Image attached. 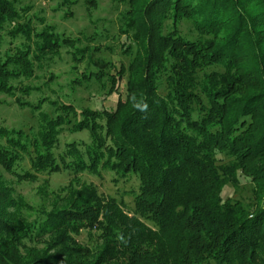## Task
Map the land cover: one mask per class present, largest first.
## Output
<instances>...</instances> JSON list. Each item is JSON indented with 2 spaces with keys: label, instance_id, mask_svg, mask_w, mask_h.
<instances>
[{
  "label": "trees",
  "instance_id": "trees-1",
  "mask_svg": "<svg viewBox=\"0 0 264 264\" xmlns=\"http://www.w3.org/2000/svg\"><path fill=\"white\" fill-rule=\"evenodd\" d=\"M255 1L151 0L135 12L131 24L139 51L128 66L126 98L111 111L82 110L78 125L90 128L92 139L82 146L69 143L68 152L59 156L54 150L58 120L63 124L70 118L45 117L39 140L46 149L37 148L32 159L36 170L50 163V170L63 166L75 173L134 174L139 182L134 211L127 212L123 202L100 196L90 186L52 219L18 227L10 222L16 201L1 184L0 264H78L46 256L24 260L21 251L29 250L27 245L43 233L56 234L64 243L68 234L82 229L102 232L104 239L92 262L84 264H264V206L250 214L239 203L222 202L226 182L236 180L237 173L254 179L264 175V81L260 92L247 98L229 97L230 87L200 90L196 82L200 64L218 61L237 67L243 77H264V34L248 8ZM16 4L0 0V25L18 17ZM173 4L178 16L222 34L223 43L195 45L162 35L157 20L165 18ZM45 41L56 45L54 38ZM167 51L176 64L161 95L156 80ZM28 61V51L0 61V93H14L12 81L32 76ZM124 71L122 67L119 78ZM60 107L63 112L74 109ZM0 137L19 148L31 142L42 146L23 130H0ZM6 152L0 146V164L11 170Z\"/></svg>",
  "mask_w": 264,
  "mask_h": 264
},
{
  "label": "rangeland",
  "instance_id": "rangeland-1",
  "mask_svg": "<svg viewBox=\"0 0 264 264\" xmlns=\"http://www.w3.org/2000/svg\"><path fill=\"white\" fill-rule=\"evenodd\" d=\"M149 2L151 0H17L18 17H9L0 25V61L28 51L33 73L12 81L16 87L14 93H0V130H23L31 141L39 140L45 125L41 121L45 117L63 115L70 118L71 123L65 119L60 124L58 120L60 133L54 149L57 156L68 152L69 143L77 146L89 143L93 134L90 128L78 125L82 119L80 112L87 108L111 111L120 99L126 98L128 66L139 51L131 21L135 12ZM248 8L257 16L256 23L264 34V1L257 0ZM156 24L162 35L195 45H217L224 41L222 34L202 30L193 18L178 16L174 4ZM46 38H54L56 45L48 46ZM173 56L167 51L165 64L157 73L161 95L166 92L167 76L176 64ZM122 67L125 71L119 78ZM262 81L264 77L241 76L237 67L230 69L224 61L202 63L196 73L200 90L208 92L230 87L233 91L229 97H251L260 92ZM61 105H71L74 109L63 112ZM102 116L101 124L105 122ZM39 144L42 146H31V142L19 148L7 142L6 137H0V146L7 150L12 164L11 170L0 164V185L13 195L17 205L10 209L12 224L33 226L45 219L48 221L57 212L70 208L77 194L90 186L100 196L123 202L127 212L134 211V197L139 187L134 174L124 177L109 170L75 173L63 166L50 170V163L36 170L33 156L37 148L43 152L46 149L41 139ZM220 158L228 161L225 156ZM18 172L32 175L19 178ZM235 178L226 182L222 202L239 203L250 214L260 211L264 206V175L258 174L254 179L241 172ZM101 233L77 230L66 233L69 239L64 243L59 242L56 234L43 233L21 254L24 260L46 256L58 263H90L103 246Z\"/></svg>",
  "mask_w": 264,
  "mask_h": 264
},
{
  "label": "clouds",
  "instance_id": "clouds-1",
  "mask_svg": "<svg viewBox=\"0 0 264 264\" xmlns=\"http://www.w3.org/2000/svg\"><path fill=\"white\" fill-rule=\"evenodd\" d=\"M145 108L147 107V105L144 106Z\"/></svg>",
  "mask_w": 264,
  "mask_h": 264
}]
</instances>
